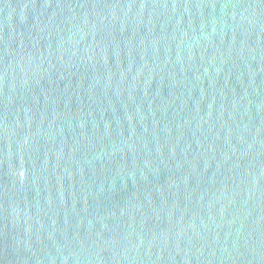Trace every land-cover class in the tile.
<instances>
[{
	"label": "water",
	"instance_id": "water-1",
	"mask_svg": "<svg viewBox=\"0 0 264 264\" xmlns=\"http://www.w3.org/2000/svg\"><path fill=\"white\" fill-rule=\"evenodd\" d=\"M0 264H264V0H0Z\"/></svg>",
	"mask_w": 264,
	"mask_h": 264
}]
</instances>
